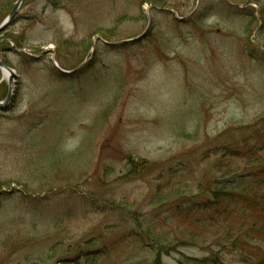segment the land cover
<instances>
[{
    "label": "rangeland",
    "instance_id": "obj_1",
    "mask_svg": "<svg viewBox=\"0 0 264 264\" xmlns=\"http://www.w3.org/2000/svg\"><path fill=\"white\" fill-rule=\"evenodd\" d=\"M0 59V264L264 257L210 207L264 157V0H24Z\"/></svg>",
    "mask_w": 264,
    "mask_h": 264
},
{
    "label": "trees",
    "instance_id": "obj_2",
    "mask_svg": "<svg viewBox=\"0 0 264 264\" xmlns=\"http://www.w3.org/2000/svg\"><path fill=\"white\" fill-rule=\"evenodd\" d=\"M258 130L264 135V127L259 126ZM257 133V132H256ZM264 138V136H263ZM261 139L259 144L262 145L260 150H264V139ZM225 155H234L235 152L231 147L227 149L223 147ZM236 155V154H235ZM252 169L248 170V173L241 171L239 167H234L233 162H228V165L224 166L226 173L233 174L234 180L230 182L229 187L224 189L213 190V196L210 198L211 214L215 217V214L239 217L238 221L230 224L231 231H238L235 229V225L238 224L239 228L243 230V225L248 223L249 232H253V237L259 240L264 239V157L252 158ZM227 185V186H228ZM216 202H212V201ZM187 202L186 204H188ZM207 207V205H206ZM248 219L250 221H248ZM235 220V219H234ZM260 222H263L262 226H259ZM159 241L161 238L155 236ZM239 236H231L233 239V245L236 247H243L242 242L238 238ZM260 243V242H259ZM261 244V243H260ZM261 244L260 246H263ZM216 254L205 258H189L182 256L180 260L181 264H223V262L216 261ZM213 258V259H211ZM222 259V258H221ZM225 264V263H224ZM255 264H264V257L257 261Z\"/></svg>",
    "mask_w": 264,
    "mask_h": 264
},
{
    "label": "water",
    "instance_id": "obj_3",
    "mask_svg": "<svg viewBox=\"0 0 264 264\" xmlns=\"http://www.w3.org/2000/svg\"><path fill=\"white\" fill-rule=\"evenodd\" d=\"M24 0H18L16 5L14 6L13 10L10 12V14L8 15V17L4 20V22L1 24L0 26V32L3 31L6 27L9 26V24L12 22L14 16L16 15V13L18 12V9L20 8V6L22 5ZM128 41V40H127ZM0 67L2 68L3 71H8L9 73V77H7L8 82H9V92L7 97L4 100L0 101V108H5L7 106H9V104L12 101L13 98V93H14V75H16L15 71L8 67L4 61H2V59H0Z\"/></svg>",
    "mask_w": 264,
    "mask_h": 264
},
{
    "label": "bare ground",
    "instance_id": "obj_4",
    "mask_svg": "<svg viewBox=\"0 0 264 264\" xmlns=\"http://www.w3.org/2000/svg\"><path fill=\"white\" fill-rule=\"evenodd\" d=\"M4 73H5L6 78L9 77L8 71L5 70Z\"/></svg>",
    "mask_w": 264,
    "mask_h": 264
}]
</instances>
